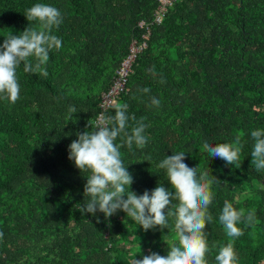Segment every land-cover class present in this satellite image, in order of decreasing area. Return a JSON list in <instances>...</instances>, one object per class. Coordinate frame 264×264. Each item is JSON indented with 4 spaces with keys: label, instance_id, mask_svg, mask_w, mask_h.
I'll use <instances>...</instances> for the list:
<instances>
[{
    "label": "trees",
    "instance_id": "obj_1",
    "mask_svg": "<svg viewBox=\"0 0 264 264\" xmlns=\"http://www.w3.org/2000/svg\"><path fill=\"white\" fill-rule=\"evenodd\" d=\"M36 3L61 11L52 34L62 47L50 51L46 78L25 73L22 62L20 98L0 100V264H131L151 252L167 255L172 218L168 229L145 231L119 210L107 219L81 215L88 173L68 159L77 133L96 130L101 94L134 40L146 46L117 103L128 105L129 132L142 119L148 142L120 148L133 177L130 191L170 188L157 165L185 151V164L221 181L212 186L213 219L205 228L208 264L230 239L218 219L226 200L255 210L252 224L237 225V264H264V171L255 170L250 155L251 132L264 130V0H176L160 23H150L157 0H0V44L9 33L38 27L24 16ZM150 97L160 106H149ZM70 106L78 110L71 119ZM114 114L112 107L107 115ZM237 135L238 165L203 149L205 141L232 143Z\"/></svg>",
    "mask_w": 264,
    "mask_h": 264
},
{
    "label": "clouds",
    "instance_id": "obj_2",
    "mask_svg": "<svg viewBox=\"0 0 264 264\" xmlns=\"http://www.w3.org/2000/svg\"><path fill=\"white\" fill-rule=\"evenodd\" d=\"M24 16L28 22H36L38 27H27L19 35L9 33L0 44V100L9 104H15L20 98L17 69L21 63L25 73L46 78L50 51L62 47L61 39L52 34L63 20L58 8L36 3L26 10ZM161 83L164 81L161 80ZM140 91L147 94L150 89ZM160 104L158 98L150 97L149 106L159 107ZM114 110V115L101 113L96 130L77 133V139L68 145V159L80 172L88 173L83 194L89 199L79 206L81 215L89 213L95 216L100 212L107 219L119 210L145 231L157 227L168 229L169 218H172L175 236L168 246L167 255L151 252L140 259L133 258L131 264H208L206 254L210 248L205 228L213 219L208 211L214 198L212 186L221 181L207 170L189 167L183 162L185 151H179L165 156L157 165L165 170L170 188L157 185L150 193L145 190L139 196L130 191L133 177L123 163L120 148L126 145L131 151L135 144L143 149L148 142L145 135L147 126L141 119L129 132L128 105L115 103ZM77 111L70 106L69 118ZM118 137L120 144L116 143ZM251 137L254 140L251 164L256 171H264V130H253ZM242 147L239 135L232 143L215 146L207 141L203 143L204 151L211 158H219L227 165L240 164ZM218 219L230 239L226 245L219 247L215 255L216 264H237L233 241L243 235L237 225L241 222L252 224L255 210H237L226 200Z\"/></svg>",
    "mask_w": 264,
    "mask_h": 264
},
{
    "label": "built area",
    "instance_id": "obj_3",
    "mask_svg": "<svg viewBox=\"0 0 264 264\" xmlns=\"http://www.w3.org/2000/svg\"><path fill=\"white\" fill-rule=\"evenodd\" d=\"M175 1L176 0H157V5L153 12V19L150 23H160L167 8ZM139 25L145 26L146 30H148L149 24L145 20L139 21ZM142 37L144 38L146 35L143 34ZM145 46V41L137 42L134 40L130 43L127 55L120 61L118 67L114 71L109 88L101 94L99 111L94 119L95 126L99 115L101 113L107 115L110 108L114 107V104L117 103L120 94L127 90V81L132 64Z\"/></svg>",
    "mask_w": 264,
    "mask_h": 264
}]
</instances>
